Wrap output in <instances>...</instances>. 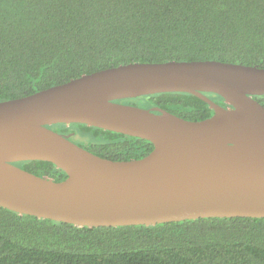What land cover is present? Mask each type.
Returning a JSON list of instances; mask_svg holds the SVG:
<instances>
[{
	"label": "trees",
	"instance_id": "16d2710c",
	"mask_svg": "<svg viewBox=\"0 0 264 264\" xmlns=\"http://www.w3.org/2000/svg\"><path fill=\"white\" fill-rule=\"evenodd\" d=\"M169 61L264 68V0H0V102L120 65ZM204 95L226 107L218 95ZM253 98L264 106V95ZM117 102L187 121L213 114L188 93ZM48 128L112 161L153 149L83 124ZM15 165L57 182L67 177L45 161ZM0 264H264V219L88 228L0 207Z\"/></svg>",
	"mask_w": 264,
	"mask_h": 264
},
{
	"label": "water",
	"instance_id": "95a60500",
	"mask_svg": "<svg viewBox=\"0 0 264 264\" xmlns=\"http://www.w3.org/2000/svg\"><path fill=\"white\" fill-rule=\"evenodd\" d=\"M188 93L213 114L187 121L118 103ZM204 93L215 94L223 107ZM264 68L220 61L120 65L0 102V207L76 227L264 219ZM83 124L149 141L141 159L98 157L49 126ZM45 161L39 177L15 163Z\"/></svg>",
	"mask_w": 264,
	"mask_h": 264
}]
</instances>
